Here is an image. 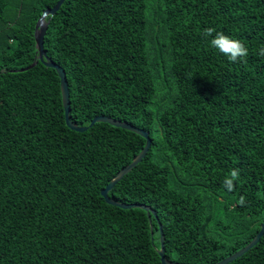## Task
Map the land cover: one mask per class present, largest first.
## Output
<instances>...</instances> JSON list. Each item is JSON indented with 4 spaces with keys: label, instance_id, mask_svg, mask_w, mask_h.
<instances>
[{
    "label": "trees",
    "instance_id": "16d2710c",
    "mask_svg": "<svg viewBox=\"0 0 264 264\" xmlns=\"http://www.w3.org/2000/svg\"><path fill=\"white\" fill-rule=\"evenodd\" d=\"M60 0H0V264H216L264 223V0H66L45 51L67 75L69 128L36 26ZM240 40L230 62L204 30ZM37 62L27 71L20 72ZM240 179L223 187L230 170ZM246 198L244 206L237 202ZM230 264H264V236Z\"/></svg>",
    "mask_w": 264,
    "mask_h": 264
},
{
    "label": "water",
    "instance_id": "95a60500",
    "mask_svg": "<svg viewBox=\"0 0 264 264\" xmlns=\"http://www.w3.org/2000/svg\"><path fill=\"white\" fill-rule=\"evenodd\" d=\"M66 0H60L56 6L52 9H48L44 12L42 17L40 18L37 26H36V32H35V38H36V47L39 53V60L47 67L55 69L59 77L61 79V88H62V95H63V104L65 108V115H66V122L67 125L69 126L70 129L77 131V132H85L89 129V127H92L96 123H108L114 127L122 128L125 130L132 131L140 136H142L144 139L147 140V145L144 148V150L136 157V159L126 166L124 169H122L115 177L114 180H112L107 187L102 191V195L107 201L108 204L119 207L121 209H142L144 211L148 212L149 219L151 220L152 215L157 217L156 212L149 206L146 205H140V204H124V203H118L114 200H112L109 197V193L114 189L117 183L122 181L126 175L131 173L147 156L151 145H152V139L150 138V135L148 132L135 127L129 123L118 121L116 119L110 118V117H105V116H98L96 117L90 124L89 127H79L75 125L70 118V113H71V101H70V91H69V86H68V80H67V75L65 70L55 64L51 59L47 56V53L45 51L44 43H45V36L48 30V25L49 22L46 21L48 17H53L57 14V12L61 9L62 5L65 3ZM37 65V62H35L33 65L20 70V72H24L27 70H30L34 68ZM161 228V250L159 251V255L161 256V260L163 264H178L173 261H170L166 258L165 255V236L162 230V226L160 224ZM264 236V223L261 226L260 232L256 235V237L249 243L246 247L243 249L239 250L235 254L231 255L230 257L224 259L223 261L216 263V264H230L237 260L238 258H241L244 254L249 252L253 247H255L261 240V238Z\"/></svg>",
    "mask_w": 264,
    "mask_h": 264
},
{
    "label": "clouds",
    "instance_id": "9594fccd",
    "mask_svg": "<svg viewBox=\"0 0 264 264\" xmlns=\"http://www.w3.org/2000/svg\"><path fill=\"white\" fill-rule=\"evenodd\" d=\"M215 32L214 28H207L204 30L206 37H212ZM210 44L213 48L217 49L221 54L228 57L230 62L243 61L248 56V48L240 41L225 35L223 32H215V37L210 40ZM258 55L264 57V46H261ZM239 168L230 170L228 175L225 177L223 187L228 191L232 192L235 187V181L240 179ZM240 206H244L246 198L241 196L237 202Z\"/></svg>",
    "mask_w": 264,
    "mask_h": 264
}]
</instances>
